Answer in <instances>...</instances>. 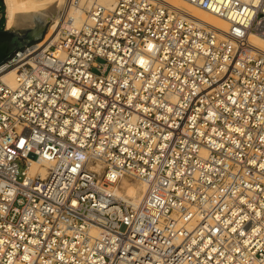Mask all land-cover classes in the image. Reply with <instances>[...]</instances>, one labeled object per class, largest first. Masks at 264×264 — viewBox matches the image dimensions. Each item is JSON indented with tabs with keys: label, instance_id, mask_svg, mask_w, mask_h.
Listing matches in <instances>:
<instances>
[{
	"label": "built area",
	"instance_id": "obj_1",
	"mask_svg": "<svg viewBox=\"0 0 264 264\" xmlns=\"http://www.w3.org/2000/svg\"><path fill=\"white\" fill-rule=\"evenodd\" d=\"M184 1L225 36L163 0H68L0 66V264H264V0Z\"/></svg>",
	"mask_w": 264,
	"mask_h": 264
},
{
	"label": "bare ground",
	"instance_id": "obj_2",
	"mask_svg": "<svg viewBox=\"0 0 264 264\" xmlns=\"http://www.w3.org/2000/svg\"><path fill=\"white\" fill-rule=\"evenodd\" d=\"M163 1L174 10L186 15L192 21L207 27L214 28L219 37H224L225 33L229 30V24L226 22V20L208 14L207 12L185 2L184 0ZM67 2L68 0H4L6 7V18H8L6 21V29L11 30L15 27H26L27 25H31L34 22L20 21V19L25 20L26 12L38 13L52 21L48 33L45 36V39L48 40L55 32L57 25L60 24L62 20V11L68 5ZM99 3L106 8H111L115 5V0H99ZM81 5V7L67 10L68 17L71 18L73 25L76 27H79L82 22L86 20L85 13L89 5L88 3ZM251 42L264 50L263 39L252 38ZM6 80L10 84L14 83V75L12 72H8L6 74ZM50 169L51 164L49 163H45L40 167L35 165L29 170V175L33 176L37 174L40 179H45L47 178ZM120 184L121 187L119 185L114 187L115 195L119 199L125 200L128 204L137 206L141 202L146 192V186L142 183H128L127 180H122ZM121 190H123V192H121ZM126 192H128L127 195Z\"/></svg>",
	"mask_w": 264,
	"mask_h": 264
},
{
	"label": "water",
	"instance_id": "obj_3",
	"mask_svg": "<svg viewBox=\"0 0 264 264\" xmlns=\"http://www.w3.org/2000/svg\"><path fill=\"white\" fill-rule=\"evenodd\" d=\"M7 20L8 18L0 16V25H3ZM20 21L34 22L36 28L27 30L25 35H16L0 27V33L13 35L11 40L0 42V66L5 64L6 60L13 58L18 50L24 51L29 46L42 41L50 22L48 18L33 12H26L25 20L20 19Z\"/></svg>",
	"mask_w": 264,
	"mask_h": 264
},
{
	"label": "rangeland",
	"instance_id": "obj_4",
	"mask_svg": "<svg viewBox=\"0 0 264 264\" xmlns=\"http://www.w3.org/2000/svg\"><path fill=\"white\" fill-rule=\"evenodd\" d=\"M0 16L6 17V7H5V4L3 3L2 0H0ZM59 20H60V16H59ZM51 24H52V21L50 20L49 25H48V28H47V32L44 34V38H45L46 34L48 33V30H49V27L51 26ZM27 26L26 27L25 26L15 27V28H13L11 30H8V31L11 32V33H13V34H16V35H25L27 30H34L36 28L35 23H33L31 25H27ZM0 27H3L4 29H6V22L3 25H0ZM44 38H43V40H44ZM97 63L98 64H101V65H104L105 64V62L102 61V60H97ZM94 73H100V72L97 69H95L94 70ZM127 181H128V183H133V184H135V183L138 184L139 183V182H134V181H129V180H127ZM120 183L118 185L121 187V184ZM121 192H123V190H121ZM127 193L128 192H126V195H127Z\"/></svg>",
	"mask_w": 264,
	"mask_h": 264
},
{
	"label": "trees",
	"instance_id": "obj_5",
	"mask_svg": "<svg viewBox=\"0 0 264 264\" xmlns=\"http://www.w3.org/2000/svg\"><path fill=\"white\" fill-rule=\"evenodd\" d=\"M9 38H10V35L6 34V37L5 38H0V42H3L4 41H9ZM35 43V42H33Z\"/></svg>",
	"mask_w": 264,
	"mask_h": 264
},
{
	"label": "flooded vegetation",
	"instance_id": "obj_6",
	"mask_svg": "<svg viewBox=\"0 0 264 264\" xmlns=\"http://www.w3.org/2000/svg\"><path fill=\"white\" fill-rule=\"evenodd\" d=\"M6 37V34H4L3 32L2 33H0V38H5ZM12 37H13V35L12 36H10V38H9V40H11L12 39ZM4 41V40H3Z\"/></svg>",
	"mask_w": 264,
	"mask_h": 264
}]
</instances>
